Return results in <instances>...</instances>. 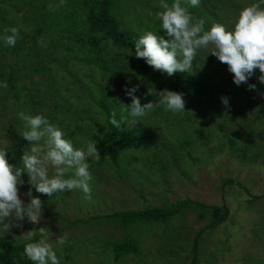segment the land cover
<instances>
[{
  "label": "rangeland",
  "instance_id": "obj_1",
  "mask_svg": "<svg viewBox=\"0 0 264 264\" xmlns=\"http://www.w3.org/2000/svg\"><path fill=\"white\" fill-rule=\"evenodd\" d=\"M8 1L0 0V13L8 16V20L0 17V35L2 37L10 27H17L19 37L16 44L10 46V52L16 49V57L0 51V63H14L12 55L18 58L19 65H11L10 71L15 70L16 82L25 81L27 90H20L15 97V91L10 89L9 83H2L0 75V150H7L6 154L10 150L6 131L9 124H14L21 132L29 130L20 113L35 116L38 111L48 117L56 112L60 116L63 106L78 109L81 115L90 118L80 122V130L70 123L76 133L66 134L65 138L74 148L86 150L89 143L100 146L97 127L100 125L106 130V123L103 109L97 104L101 96L99 84L110 87L114 97L110 95L107 99L111 104L117 100L125 121L131 119L128 111L123 112L124 105L131 104V97L126 95L123 81L117 74L96 68L86 59L89 51L93 52L92 48L79 49L73 41L63 45L64 33L58 25L57 10L72 11L74 0H63V3L61 0H10V5ZM206 1L214 4L212 16L218 21L216 23L230 31L240 11L258 3L256 0ZM116 2L121 21L134 29L137 38L146 31L165 35L161 21L155 16L162 11L161 0ZM180 3L188 8L194 22L200 18L202 0L195 7L189 0H180ZM25 6L27 11L22 10ZM71 33L69 29L67 35ZM210 51L211 48L198 51L193 60L197 64L194 66L192 61L190 73L183 72L187 79L199 85L219 84L233 75ZM39 66L42 72L38 71ZM126 71L133 77V83L139 85L138 93L148 92L155 85L140 74L133 61ZM74 72L81 81L73 79ZM255 73L259 78V70ZM68 80L75 81V85L71 83L60 90L59 84L63 86ZM46 81L56 84L49 88ZM248 83L251 84L250 79ZM238 88L240 91L224 95L229 99L230 108L222 104L219 91L214 95L207 91L203 95L194 87L189 90V97H183L186 110L182 113L173 114L160 106L138 118L135 125L122 122L139 128L137 136L144 134L141 144L125 153L120 166L102 156L103 150L99 151V161L88 159L93 177L90 200L80 189L56 193L51 198L38 193L27 171H22L21 178L32 195L38 196L44 204L42 218L35 225L26 218L16 221L22 226L13 227L7 233L0 231V235L20 242H37L41 239L38 228L44 227L60 264H194L190 249L197 232L210 221L209 215L200 219L197 211H189L168 224L134 223L127 228L107 219L109 213L118 210H137L148 204L160 206L190 198L206 204L225 203L230 209L227 221L200 238V264H264V115H259L261 99L255 92L244 83ZM259 90L264 94V83L259 84ZM65 96L70 97L65 99ZM25 99L33 105L26 104ZM91 123L92 127H88ZM230 138L235 140L234 147L229 144ZM244 150L248 153L246 156ZM53 173L54 169L49 167V176ZM64 178H74L73 170L70 169ZM230 179L235 182H229ZM19 191L25 203L29 202L30 198L25 195L29 190L22 184ZM31 230L35 235L26 240L27 231ZM128 233L138 242L140 254L116 260L112 243L122 242ZM59 237L66 238L65 245L56 244ZM67 250L70 252L65 253Z\"/></svg>",
  "mask_w": 264,
  "mask_h": 264
},
{
  "label": "clouds",
  "instance_id": "obj_2",
  "mask_svg": "<svg viewBox=\"0 0 264 264\" xmlns=\"http://www.w3.org/2000/svg\"><path fill=\"white\" fill-rule=\"evenodd\" d=\"M63 3V0H61ZM191 6H198L200 0H189ZM162 11L155 14L161 21L165 35H157L153 31H146L135 41V57L144 59L154 70L172 76L176 72L190 73L192 61L201 49L211 48L210 53L221 63L228 66L233 74L234 83L247 84L248 89L258 91L256 85L248 83L256 70H259L260 83H264V9L258 3L244 7L234 23L233 30H227L223 24L215 23L209 30H205L203 19L193 20L188 8L182 6L180 0H174L171 5L161 0ZM51 8V6H50ZM19 37V29L10 27L0 37L6 46H14ZM43 44V41H40ZM7 85L5 84V87ZM139 85L125 88L127 96L131 97L128 105V121L123 118L117 120L116 113H112L111 124L116 128L121 122L135 125L138 118L145 116L154 108L163 106L165 111L173 114L182 113L185 109L184 94L163 89L157 92L159 99L141 104L135 95ZM148 95H151L150 89ZM221 102L230 108L229 99L221 97ZM20 118L26 122L29 130L22 133V137L31 145L21 157L23 168H13L6 159V151L0 150V231L7 233L13 227L22 225L16 221L25 218L35 224L41 220L43 202L38 196H33L31 189L27 193L29 202L21 198L19 186L24 183L20 178L26 170L30 183L38 193L52 197L53 194L73 189L84 192L86 199H91L90 182L93 177L89 171V158L99 161L101 156L96 144L89 143L86 150L74 148L72 142L65 138L64 132L51 124L41 115H25ZM49 167L54 169L49 176ZM73 170L74 178L65 179L69 170ZM41 239L27 243L24 253L34 264H60L53 245L46 238L48 233L44 227H39ZM34 231H27L26 240H31ZM65 237H59L56 244L65 245Z\"/></svg>",
  "mask_w": 264,
  "mask_h": 264
},
{
  "label": "trees",
  "instance_id": "obj_3",
  "mask_svg": "<svg viewBox=\"0 0 264 264\" xmlns=\"http://www.w3.org/2000/svg\"><path fill=\"white\" fill-rule=\"evenodd\" d=\"M202 1L203 8L200 11V18L197 19H203L205 21V30H209L210 27L217 21L216 18L213 17L214 15L212 16V8L214 4H211L206 0ZM256 1L260 3L264 9V0ZM164 2L171 4V0H164ZM9 3L10 0L8 1V4ZM25 4H28V2H25ZM26 6L22 10L27 11ZM8 11L9 8H6V12ZM57 11L60 21L58 25L62 27L64 33V36H62V43L64 46L73 41L80 46L79 49L84 50L85 48H88V50H90L92 48L93 52L91 53V51H89L90 55L86 56V59H89L93 65L95 64L96 68L100 67L103 71H109L113 74H117L118 77L122 79L125 88H131L136 85L133 83V77L131 74L126 71L130 61H133L134 64L137 65L142 76L147 77L150 81L155 83L150 90L151 95H148L147 91L141 93H138V91L135 92L137 97H139L141 104L149 101L153 102L154 100L159 99L157 92L163 89L181 92L184 96L187 95L188 97L189 90L194 87L201 90L203 95H205L207 91H209L211 95H214L215 92L219 91L222 96L229 94L231 91H240L238 85L234 83L233 75H231L225 82L219 84L204 83L203 85H199L198 83L187 79L185 73L183 72H176L172 76H168L164 72L154 70L144 59H137L135 57V41L138 39V34H134V29L126 26L124 21H121V12L118 8L116 0H74L72 11L64 8H59ZM0 17H5L8 20V16L5 15L4 12L0 13ZM69 29H72L73 31L70 36L67 35ZM74 33H76V35ZM0 51L5 54L10 52V46H6L2 39H0ZM15 53L16 49H14L13 52H10V54H13L16 57ZM13 55L12 57L14 58V63H0V75L2 83H9L10 89L15 91V97H18L20 94L19 91L23 89L27 90V86L24 84L25 81L16 82L14 80L13 74L16 72L15 70L13 72L10 71V66H17L19 65V62L16 61L18 58H15ZM193 64L195 66L197 63L193 61ZM38 69V71H41L40 69H42V66H39ZM72 77L76 81H81L76 72L72 74ZM250 81L251 84L256 85V89H258V91L254 92L261 99L259 115L263 116L264 94L259 90L260 81L258 74L254 73V75L250 77ZM46 82L48 83L49 88L54 87L56 84L48 81ZM71 83L75 85L76 82L68 80V82L63 84V86L59 84V89L61 90L62 87H68ZM98 83L99 81L96 85ZM82 88H85V84L82 85ZM86 88H88V86ZM89 89H91L90 85ZM98 90H100L99 93L101 96L99 97L97 104L101 106V109H103L106 130L102 129L101 126L98 125L97 129L100 133L98 141L100 146H98L97 149L98 151L103 150V153L105 154L102 156H107V159L112 164L120 166V161L125 153L138 147L139 144H141L144 134L137 136L139 128H131L122 124V122L119 128L113 126L111 124L112 113L115 112L117 120H120L123 116L122 111L118 107L117 100L112 102L114 107L108 101L107 98H109L110 95L114 97V93L111 91L110 87L105 86L104 84H99ZM69 97L70 96H65V99H69ZM78 100L81 101V99ZM25 103L33 105V103L29 102L28 99H25ZM33 108L37 107L33 106ZM63 108L64 109L60 116L56 115L55 112L49 114L48 117H45L38 111L35 115L45 117L51 124L59 127L65 135L67 134L69 136H73L76 133V130L75 128L70 127V123L75 124L76 129L80 130L82 129L80 122L90 118L89 116L85 117L81 115L80 110L73 109V107L63 106ZM124 111H130L128 105H124L123 112ZM61 115L63 118H61ZM67 118H70V120L68 119L69 123L66 122ZM93 123H95L94 117ZM93 123L88 125V127H92ZM69 129L71 132L68 131ZM6 131L7 138L10 141V150H8V153L6 154V159L11 165H13L15 170V168H20L22 166L23 162L21 157L25 151L30 149L31 145L22 137L23 132L19 131L14 124H9ZM187 141L188 140H185V142ZM229 144L231 147H234L235 140L230 138ZM247 154V151L244 150L243 155L246 156ZM229 182L235 181L230 179ZM23 185L28 190L30 189L25 181ZM189 211H197L200 219H203L207 215L210 216V221L206 227L199 230L195 235L190 249L193 263L200 264L198 253L199 240L204 233L216 229L228 220L230 216V209L225 203L206 204L204 202L187 198L173 201L167 205L153 206L148 204L143 209L118 210L113 213H109L107 215V219L120 224L124 228L130 227L134 223L149 226L154 223L168 224L178 215H185ZM133 238L134 237L128 233L126 239L122 242L112 243L116 260L129 254L139 256L141 250L138 242ZM31 242L34 241L20 242L10 240L5 236L0 235V264H34V262L28 259L24 253L25 245ZM69 252L70 250H67V252L65 251V253Z\"/></svg>",
  "mask_w": 264,
  "mask_h": 264
}]
</instances>
